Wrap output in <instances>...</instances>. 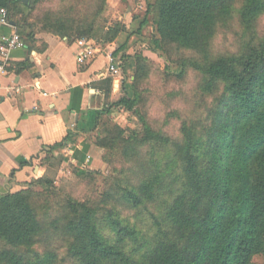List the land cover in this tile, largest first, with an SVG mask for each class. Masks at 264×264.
<instances>
[{"label":"trees","instance_id":"trees-1","mask_svg":"<svg viewBox=\"0 0 264 264\" xmlns=\"http://www.w3.org/2000/svg\"><path fill=\"white\" fill-rule=\"evenodd\" d=\"M29 1L25 6L31 9L41 0ZM19 2L0 0V7ZM262 16L264 0H160L154 46L168 58L171 51L196 55L172 62L198 71L202 91L212 94L222 109L231 104L236 115L214 123L208 113L204 121L182 125L176 142L143 123L142 142L165 147L164 164L147 169V177L135 185L118 189L117 198L107 193L103 199L133 211L131 217H122L113 206L94 208L66 200L56 205L52 219L42 222L45 214L37 215L39 208L29 205L27 191L0 197V264H54L56 256L50 251L31 262L17 255L34 248L48 227L64 236L69 264H253L252 257L264 253L259 242H264V34L257 35ZM232 19L241 29L237 49L212 57L210 43ZM65 22L47 17L43 26L66 37ZM86 35L76 31L69 39ZM32 40L29 33L26 41ZM136 98L123 97L115 104L131 111ZM218 127L223 132L214 143ZM71 136L68 133L58 146ZM118 140L131 149L128 157L137 155L128 140ZM143 210L153 231L150 248L127 250V241H138L135 221Z\"/></svg>","mask_w":264,"mask_h":264},{"label":"rangeland","instance_id":"rangeland-1","mask_svg":"<svg viewBox=\"0 0 264 264\" xmlns=\"http://www.w3.org/2000/svg\"><path fill=\"white\" fill-rule=\"evenodd\" d=\"M159 6L160 0H41L31 9L22 2L10 3L6 9L9 18L17 23L15 32L25 41L29 33L45 31L43 23L47 17L67 19L64 24L67 39L75 36L76 31H83L87 35L81 38L96 42L108 53L111 49L116 51L124 62L119 91L113 92L111 78H106L101 86L96 87L102 91L103 105L98 111L96 129L90 140L97 145L96 152L104 166L89 168L85 164L76 165L58 152L46 151L38 162V168L42 169L40 176L22 184L18 190L28 192L29 205L39 208L35 211L37 215L45 214L40 221L52 219L57 212L56 205H63L66 200L94 208L114 207L115 203L110 200L103 202L107 193L113 195L119 192L118 189L135 185L147 177V169L163 165L168 155L166 148L142 142L145 134L143 123L176 142L182 137V125L204 121L208 113L214 123L222 117L227 119L236 115L237 112L231 113V104L222 109L212 94L202 91L204 86L198 71L182 68L176 63L179 57L197 58L196 55L171 51L168 54L170 60L162 50L156 49L153 40L158 38L156 21ZM240 33L238 21H228L210 43L209 55L215 57L234 52ZM263 34L264 16L257 24V35ZM138 58L147 60L138 62ZM129 59L133 60L131 64H128ZM136 62L139 64L137 75ZM134 94L137 98L131 111L115 104L123 97L133 99ZM222 132L223 129L218 127L212 142H217ZM118 133V139L128 140L137 155L128 157L126 151L131 149H125L118 139L111 141ZM38 180L41 182L36 184ZM60 198L62 200H57ZM52 206L54 209H50ZM114 209L124 218L134 213L120 205ZM140 213L142 218L135 221L140 230L138 241H127L126 249L146 252L150 248L153 231L147 227L146 210ZM47 230L37 239L39 242L34 248L17 251L18 259L31 262L38 260L36 255L42 258L43 253L50 251L56 256L54 264H69L64 259V236L56 228L48 227ZM259 242L263 248L264 242ZM251 263L264 264V253L255 254Z\"/></svg>","mask_w":264,"mask_h":264},{"label":"crops","instance_id":"crops-1","mask_svg":"<svg viewBox=\"0 0 264 264\" xmlns=\"http://www.w3.org/2000/svg\"><path fill=\"white\" fill-rule=\"evenodd\" d=\"M9 21L10 28L0 24V36L16 31ZM22 40L24 49L12 51L6 61L0 56V197L40 176L38 162L46 151L58 152L76 165L104 166L90 140L103 105L102 91L96 87L110 78L107 55L120 58L91 40L96 54L81 63L79 39L52 32L33 33L31 42ZM68 133L70 139L58 146Z\"/></svg>","mask_w":264,"mask_h":264},{"label":"built area","instance_id":"built-area-1","mask_svg":"<svg viewBox=\"0 0 264 264\" xmlns=\"http://www.w3.org/2000/svg\"><path fill=\"white\" fill-rule=\"evenodd\" d=\"M0 24L4 27L10 28V21L6 9L0 7ZM79 52L77 53V59L83 63L96 54L97 47L94 46L92 41L86 38H81L77 41ZM25 43L15 31L8 35L0 36V56L4 61L8 59L9 54L17 49H24ZM123 62L120 58L114 57L112 53L107 55V69L106 75L112 79L113 92L119 91V78L122 73ZM1 98V94H0Z\"/></svg>","mask_w":264,"mask_h":264},{"label":"water","instance_id":"water-1","mask_svg":"<svg viewBox=\"0 0 264 264\" xmlns=\"http://www.w3.org/2000/svg\"><path fill=\"white\" fill-rule=\"evenodd\" d=\"M22 3H23L24 5H29L30 1H29V0H22Z\"/></svg>","mask_w":264,"mask_h":264}]
</instances>
